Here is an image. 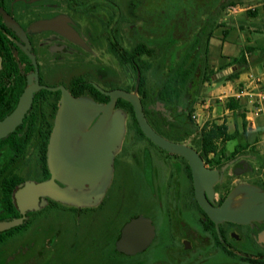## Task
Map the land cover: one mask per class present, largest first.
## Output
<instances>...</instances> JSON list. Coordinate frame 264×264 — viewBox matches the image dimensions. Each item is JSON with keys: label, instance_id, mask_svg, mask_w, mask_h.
Returning <instances> with one entry per match:
<instances>
[{"label": "flooded vegetation", "instance_id": "1", "mask_svg": "<svg viewBox=\"0 0 264 264\" xmlns=\"http://www.w3.org/2000/svg\"><path fill=\"white\" fill-rule=\"evenodd\" d=\"M154 1L162 2L0 0V123L13 114L29 86H38L22 120L8 125L6 130L14 127L0 137V186L13 187L11 201L0 195V222L21 217L16 198L21 187L45 181L39 179L44 171L38 139L47 135V179L53 175L50 143L62 91L52 88L62 85L73 97L99 104L108 103L115 89L133 92L152 128L179 142L173 139L180 136L179 119L187 118L196 92L209 84L204 77L218 70L209 64L205 50L211 7L193 8V0H181L188 5ZM184 58L198 63L189 89L182 97L176 87L172 96H162L163 86L180 71ZM226 69L216 73L217 79L226 76H219ZM130 106L123 98L116 101L125 131L113 151L104 192L82 206L41 196L20 224L0 230V264H264V218L241 222L210 217L196 198L189 161L139 131ZM134 117L137 121L135 112ZM194 137L180 143L194 148L206 167L217 170L212 193L205 190L213 206H221L231 186L243 180L264 190V168L252 152L256 148L224 146L205 154L192 145ZM245 156L259 160L257 165ZM138 187L145 194H138ZM52 201L59 204L51 206ZM231 207L237 208V203ZM58 214L70 217L75 226L70 234L67 221L52 226V216ZM139 215L151 220L154 235L142 251H124L118 240L126 224Z\"/></svg>", "mask_w": 264, "mask_h": 264}, {"label": "water", "instance_id": "2", "mask_svg": "<svg viewBox=\"0 0 264 264\" xmlns=\"http://www.w3.org/2000/svg\"><path fill=\"white\" fill-rule=\"evenodd\" d=\"M232 71V67L227 68L219 73V76L227 75ZM37 88L38 86L35 84L25 90L13 114L9 116L8 120L0 124V137L6 135L14 127L13 125L10 129L1 131L2 127H6L9 120L13 117H16L17 123L22 120ZM52 89H61V108L66 106L69 116L61 123L60 127H58L57 119L51 137L50 154L54 152L62 132L65 137L73 140L74 165L67 172L69 179L65 181V186L59 185L54 180L55 177H58L57 174L52 172V177L45 181L27 182L16 194L21 217L0 222V230L20 224L25 211L37 206L41 196H49L57 200L56 197H53L54 194L57 197L62 196L61 198L66 195L67 199L78 200L81 198L84 202H91V195L96 198L104 192L112 174L113 151L121 144L125 131L124 115L115 108L118 98H123L132 104L139 126L149 139L163 149L184 156L189 161L196 198L210 217L217 221L229 219L241 222L264 218V190L257 188H247L246 191L249 193L244 203L237 206L236 209H231L233 203L231 199H227L221 206H213L207 200L205 190L209 194L212 193L213 185L218 178L217 170L206 167L201 156L191 146L186 143L171 141L156 132L148 123L142 103L135 93L115 89L109 92L111 98L108 103L99 104L90 99L73 97L62 85ZM83 110H85V117ZM92 111H97L99 117L89 128L85 124ZM59 115L60 111L58 117ZM73 194H76V198ZM153 235L154 226L151 220L139 215L126 224L118 240V246L124 251H142L150 243Z\"/></svg>", "mask_w": 264, "mask_h": 264}, {"label": "rangeland", "instance_id": "3", "mask_svg": "<svg viewBox=\"0 0 264 264\" xmlns=\"http://www.w3.org/2000/svg\"><path fill=\"white\" fill-rule=\"evenodd\" d=\"M264 2V0H242L241 2H239L241 5L243 6H249L252 5L254 7L257 8V15L253 16L248 14L247 11H241L239 12L236 16H227L225 11L222 14V19L224 20V24H226L228 27H234V28H239V30L242 32L244 31L245 33H249V35L251 34L253 39H260L261 43L264 44V7L261 6V4ZM154 5H188V4H183L181 2V0H177L176 2H171L170 4H167L165 1L161 2V4L156 3L154 1ZM193 5L194 7H197L198 5H210V7L212 5H217V0H208L205 1L204 4H201L200 1L198 0H193V2L190 4ZM203 8V7H202ZM222 25V27H223ZM234 30V29H233ZM234 32V31H233ZM231 33V35H233L234 33ZM237 44L241 47L244 45V39L243 36H240L239 41L237 42ZM253 47H255V50L248 53V56H250V60H251V64L253 63H257L260 62L262 65L264 64V47L261 48L259 46V44H257L256 42L251 44ZM255 53V54H254ZM216 82V81H214ZM228 81L222 80L219 84V88L215 89L212 88V86H210L207 89H203V94H201L198 97V103H201L203 105H205L204 107L200 106V109L203 113V115H205V118L207 119L208 122H212V121H217V122H228L232 129L235 125V121L237 120V118L234 117V115L230 112V113H226L225 110L223 108V105L221 103H224V101L227 99V97H223L222 99L218 98V96L220 95H224L222 94V92L219 91V89H226L225 93H232L233 90H228V88L225 86L227 84ZM210 85V84H208ZM254 98V97H253ZM247 106H249L247 104ZM213 108L215 109V111H213ZM198 109V108H197ZM197 109L194 107V111H197ZM248 109V108H247ZM219 111V112H218ZM256 109L253 110V112L255 113ZM264 113V111H263ZM218 114H222V115H218ZM259 113L257 115L254 114V117H256L257 119H260L261 117H264V114ZM261 115V116H260ZM98 116L97 111H92L91 116H89L85 126H89L91 120H93L95 117ZM203 117V116H202ZM9 118V117H8ZM8 118L6 120H8ZM4 120V122L6 121ZM221 120V121H220ZM240 120V119H239ZM204 118H201V122H196V124L199 127L204 126L205 122H204ZM3 123V122H2ZM204 123V124H202ZM1 124V123H0ZM7 127V124H6ZM258 127V131L257 134L260 137V142H258V144L256 145V150L252 149V152L255 153L258 157V159L262 162V168H264V153H263V143H262V133H264V127H262V125H257ZM244 138L243 137H239L236 140H231L227 143V148L228 149H233L234 146H236V144L238 142H242L244 143ZM73 140L71 138H67L62 134L59 137V142L56 144V147L54 148L55 150H53L54 152H51L50 154V158H49V167L51 169L52 172H54L55 174H57V178L62 182V186H65V181H67L69 179V174L67 173L74 165L73 162ZM187 144V143H186ZM188 145V144H187ZM244 146V145H243ZM246 158L250 159V157L245 156ZM259 160L257 159H250V161H252V163H254V165H257L256 162H258ZM263 173V171H262ZM264 176V175H263ZM262 176V177H263ZM61 185V184H60ZM247 188H251V189H259L258 187L254 186V185H249L248 181H242L241 184H233L231 186L230 189V193L228 196V199H231V201L233 203H237V206H240L244 203V200L246 199V196L249 192L246 191ZM138 194H145V190H143V192H141V189L139 191V187H138ZM74 198H76V194H73ZM53 197H56L57 200L62 201L63 203H67V204H71V205H84L87 202H84L81 198L77 199L78 200H71L73 198L67 199L66 195L61 198V197H57V195H53ZM62 221H67L66 222V232H68L70 234V230L74 229V225L70 223V217L69 216H65L62 217L61 215H54L52 216L51 219V223L52 226L57 228L60 223ZM68 236V235H67ZM66 241L68 240V238L65 239Z\"/></svg>", "mask_w": 264, "mask_h": 264}, {"label": "trees", "instance_id": "4", "mask_svg": "<svg viewBox=\"0 0 264 264\" xmlns=\"http://www.w3.org/2000/svg\"><path fill=\"white\" fill-rule=\"evenodd\" d=\"M240 0H229L228 2L223 3L222 1H219V4L212 5L211 6V14L210 18L207 20L208 25V38L206 42V52L208 51V45H209V39L213 34V31L218 27L222 26L224 23V20L220 21L222 18V14L225 10V8L229 4L239 3ZM248 14L256 16L257 15V8L253 10H248ZM198 42L195 41L194 46L197 47ZM255 50V47L252 45H246L243 47L238 55L234 56L229 62H227L225 65L218 68V70H210V73L204 77V81L211 84L213 81H222V80H233L235 78H238V76L244 72L251 64L250 61L247 59L248 53ZM264 53V52H263ZM186 62H189L186 64ZM198 67L197 60L193 59H181L180 62V71L173 75L169 81L170 83L167 84L165 87L163 86L161 90L162 96H172L173 88L176 87V93L178 94V97H182L187 90L189 89V83L193 79V73L191 71L194 68ZM228 67H232L233 71L229 74H227L225 77L221 79H217L216 73L220 70L226 69ZM172 82H175L176 85H174ZM203 85V84H202ZM200 89L196 92V97L193 99V101L190 103L188 107V114L187 118H180L178 123V129L180 131V136L177 138H173L176 141L184 142L185 139L190 137L191 134L195 133V137L192 141V145L197 148H202L203 152L205 154H208L210 151L216 150L218 147H224L225 143L229 140H232L236 138L239 134V131L236 130L232 133L228 132V126L225 122L218 123L217 121L212 122H205L204 126L201 128L198 127L195 120L192 118V113L194 112L195 104L198 101ZM126 103V102H125ZM243 104L240 100L236 99L235 97H229L227 101L225 102V107L238 110L243 107ZM130 112L132 114V118L134 119V123L136 124L138 130L140 131V127L137 125V121L134 117V112L132 109V106L129 107ZM152 112V110H151ZM52 124V123H51ZM244 126H246V122H244ZM175 128V127H174ZM166 129V128H165ZM49 134V133H48ZM48 136H45L44 139H38L39 147H42V168H43V174L39 179L46 180L50 173L47 168L46 163V149L48 144ZM245 146L237 145V149L243 148ZM13 187L10 186L8 189H6L3 186H0V195H2L6 199L11 198ZM11 201V199H10ZM59 203L56 201L51 202V206H57Z\"/></svg>", "mask_w": 264, "mask_h": 264}, {"label": "crops", "instance_id": "5", "mask_svg": "<svg viewBox=\"0 0 264 264\" xmlns=\"http://www.w3.org/2000/svg\"><path fill=\"white\" fill-rule=\"evenodd\" d=\"M232 32L234 33L233 35H231ZM241 35L243 36L244 39V45L240 47L237 44V42L239 41ZM254 42L259 44L261 48L264 47V44L261 43L260 39L258 38L253 39L251 34L249 35V33H245L244 31L241 32L239 28H234L231 26L228 27L226 24H224L223 27L219 26L214 30L209 41L208 62L213 68L217 69L225 65L227 62H229L234 56L238 55V53L243 47H245L246 45H251ZM247 59L248 61L251 62L250 56L247 55ZM225 81H228L227 84L225 85L228 88V90L230 91L233 90V91L232 93L226 94L225 93L226 89H219V91L222 92V94H224L218 96V98L220 99H222L223 97H227V99L229 97H233L232 95H234L236 91L242 90L244 87H247L248 85L250 87H253V93L255 95L258 91L257 88L254 89V87L256 86L255 82H259L260 85H264V64L262 65L260 62L250 64V66L244 72H242L238 76V78H235L233 80H225ZM220 82L213 81L210 85L206 84L203 87V89H207L210 86H212V88L218 89L219 88L218 83ZM203 89L201 90V94L204 93ZM227 99L224 101V103H221L223 105V108L226 109L225 112L226 113L231 112L234 115V117L237 118L233 129L228 122H225L228 126V132L232 133L236 130L239 131L238 136L232 140H236L239 137H243L244 143L238 142L236 145H241V146L244 145L245 147H247V149L253 147L257 148L256 145L258 144V142L261 141L259 135L257 134L258 131L257 125H262V127H264V117L263 118L261 117L260 119L254 117L255 113L253 112V110L258 107V102H257L258 98L255 96L253 100L251 99V101L245 102L243 104V107L238 110H233L225 107L224 105ZM247 104L249 106H247ZM200 106L204 107L205 105L201 103L195 104V108L196 109L198 108L197 111L200 113L201 118H204L205 120L204 122H207L205 115H203L200 109ZM213 111H215L214 108ZM259 113L264 114L263 111ZM218 115H222V114H218ZM244 122H246V126H244ZM263 139H264V133H262V141ZM229 141H227L224 146L227 147V143ZM94 198H95L94 195H91L90 197L91 202ZM91 202H87L84 205H89L91 204Z\"/></svg>", "mask_w": 264, "mask_h": 264}, {"label": "built area", "instance_id": "6", "mask_svg": "<svg viewBox=\"0 0 264 264\" xmlns=\"http://www.w3.org/2000/svg\"><path fill=\"white\" fill-rule=\"evenodd\" d=\"M262 7H264V2L261 4ZM256 7L249 5V6H243L241 4H231L227 6L226 9V15L227 16H236L241 11H248L253 10ZM256 86L254 89H258L257 93L254 95L253 93V87H250L249 85L247 87H244L242 90L236 91L233 97L240 100L242 103L249 102L251 99L253 100V97H257L258 107L256 108L255 114H259V112L264 111V85H260L259 82H255ZM192 118L195 120V122H201V116L198 111H194L192 113ZM204 124V123H202ZM263 143V152H264V139L262 141Z\"/></svg>", "mask_w": 264, "mask_h": 264}, {"label": "bare ground", "instance_id": "7", "mask_svg": "<svg viewBox=\"0 0 264 264\" xmlns=\"http://www.w3.org/2000/svg\"><path fill=\"white\" fill-rule=\"evenodd\" d=\"M76 101L78 102V100H76ZM84 111H85V110H83V115H84ZM68 116H69V111H68V109H67L66 106H63V107L60 109V115H59V117H58V127H60L61 123H62L63 121H65V119L68 118ZM84 117H85V115H84ZM15 121H16V117H15V118L13 117L11 120H9V122H8V124H7V127H8V125H9V126L12 125V123H14ZM3 129H6V127H2L1 131H2ZM231 209H236V208L231 207Z\"/></svg>", "mask_w": 264, "mask_h": 264}]
</instances>
